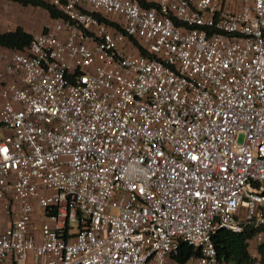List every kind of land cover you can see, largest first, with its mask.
I'll return each mask as SVG.
<instances>
[{
	"label": "built area",
	"instance_id": "obj_1",
	"mask_svg": "<svg viewBox=\"0 0 264 264\" xmlns=\"http://www.w3.org/2000/svg\"><path fill=\"white\" fill-rule=\"evenodd\" d=\"M51 3L0 62V264H234L247 225L264 264V0Z\"/></svg>",
	"mask_w": 264,
	"mask_h": 264
},
{
	"label": "trees",
	"instance_id": "obj_2",
	"mask_svg": "<svg viewBox=\"0 0 264 264\" xmlns=\"http://www.w3.org/2000/svg\"><path fill=\"white\" fill-rule=\"evenodd\" d=\"M21 7L30 6L42 9L49 19L62 17L63 14L51 3V0H8ZM98 19L111 24L106 18L99 13H92ZM43 30V29H42ZM31 39V34L26 32L21 26H14L10 30L0 31V50L8 51H24ZM133 44L136 42L131 39ZM139 54H143V50L138 47ZM256 227L251 225L244 226L239 232H232L227 229L219 228L211 236V240L215 249L216 259L224 263L241 264L251 260L249 249L247 248V240L252 236ZM257 252L264 262V243L257 246ZM198 251L185 243L178 245L177 253L173 256L178 263L186 261L190 254L196 255Z\"/></svg>",
	"mask_w": 264,
	"mask_h": 264
},
{
	"label": "crops",
	"instance_id": "obj_3",
	"mask_svg": "<svg viewBox=\"0 0 264 264\" xmlns=\"http://www.w3.org/2000/svg\"><path fill=\"white\" fill-rule=\"evenodd\" d=\"M2 4L3 5H5V4L8 5L7 11L9 13L12 10H17V7L19 8V5L15 4L13 2H10L8 0H1L0 1V7L2 6ZM36 10H38V11H36ZM21 12L24 13V16L26 15L29 18H31V16L34 15V18L35 19H32L31 18V20H29L28 23L26 21H22V20H21V22L18 21V22H15V23H11V21H10L11 19L6 16L7 14L0 15V31L10 30L14 26L18 25V26H21L26 32H28L30 34H35V33L40 32L41 29L43 28V26L46 25V24H48V23H50V20H51V19H49L47 17L46 13L42 9H40L38 7L34 8L32 11H30L28 9V6H25V7H23V11H21ZM39 12H41L40 13L41 14L40 18H36L37 15L39 14ZM43 13L45 14V19L46 20L45 19L43 20ZM36 19H40L42 21L41 22H37ZM32 20H35V21L32 22ZM44 21H46V22H44ZM6 54H7V51L6 50H0V62H2L7 57ZM2 218H3V220H2V224H1L0 230L3 229L6 226V224H7L6 219L4 218V216H2Z\"/></svg>",
	"mask_w": 264,
	"mask_h": 264
},
{
	"label": "rangeland",
	"instance_id": "obj_4",
	"mask_svg": "<svg viewBox=\"0 0 264 264\" xmlns=\"http://www.w3.org/2000/svg\"><path fill=\"white\" fill-rule=\"evenodd\" d=\"M1 1V0H0ZM10 6V5H9ZM16 6V5H15ZM7 7H8V5H3L2 4V6L0 7V15H5V14H7L6 16L7 17H9L11 20V23H15V22H21V20L22 21H26L27 23L29 22V20H31V18L32 19H35L34 18V15L33 16H31V18H29L28 16H24V13L23 12H21V11H23V7H21V6H19V8L17 7V10H12V11H10V13L7 11ZM34 8H36V7H29L28 6V9L30 10V11H32ZM35 11V10H34ZM36 11H38V10H36ZM41 12H39V14L37 15V17L36 18H40V16H41V14H40ZM13 19V20H12ZM45 19V14L43 13V20ZM37 20V22H41L42 20H40V19H36ZM46 20V19H45ZM35 20H32V22H34ZM25 22V23H26ZM44 22H46V21H44ZM241 140H242V135H239L238 137H237V141L238 142H241ZM1 205H2V201L0 200V227H1V224H2V220H3V218H2V216H4V218L6 219V222L8 221V217L3 213V211H2V209H1ZM39 226V221H35V227H38Z\"/></svg>",
	"mask_w": 264,
	"mask_h": 264
},
{
	"label": "snow or ice",
	"instance_id": "obj_5",
	"mask_svg": "<svg viewBox=\"0 0 264 264\" xmlns=\"http://www.w3.org/2000/svg\"><path fill=\"white\" fill-rule=\"evenodd\" d=\"M5 151H6V150H5ZM192 159L195 160V159H197V157L193 156Z\"/></svg>",
	"mask_w": 264,
	"mask_h": 264
}]
</instances>
